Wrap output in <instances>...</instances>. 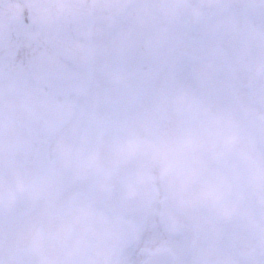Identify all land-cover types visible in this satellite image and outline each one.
<instances>
[{
	"label": "clouds",
	"instance_id": "1",
	"mask_svg": "<svg viewBox=\"0 0 264 264\" xmlns=\"http://www.w3.org/2000/svg\"><path fill=\"white\" fill-rule=\"evenodd\" d=\"M0 264H264V0H0Z\"/></svg>",
	"mask_w": 264,
	"mask_h": 264
}]
</instances>
